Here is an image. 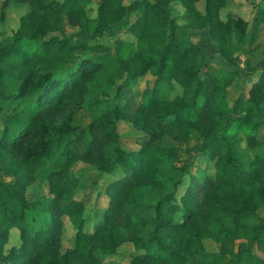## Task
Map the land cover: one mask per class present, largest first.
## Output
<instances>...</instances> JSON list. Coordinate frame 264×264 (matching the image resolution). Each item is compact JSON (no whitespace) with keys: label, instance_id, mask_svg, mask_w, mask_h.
<instances>
[{"label":"trees","instance_id":"1","mask_svg":"<svg viewBox=\"0 0 264 264\" xmlns=\"http://www.w3.org/2000/svg\"><path fill=\"white\" fill-rule=\"evenodd\" d=\"M13 1L29 10L0 44V264H264V67L246 74L256 76L237 111L214 108L240 74L213 63L200 41H181L171 16L180 2L186 25L206 29L233 63L223 44L232 31L248 34L249 21L224 12L231 0H97L93 17L87 0ZM135 11L124 23L134 40L100 39ZM260 11L252 49L262 45ZM106 69L102 95L89 99ZM122 124L142 133L137 147L121 144ZM171 133L174 143L159 142ZM77 161L105 177L94 222L70 170ZM36 181L48 190L30 198ZM123 244L126 263L113 257Z\"/></svg>","mask_w":264,"mask_h":264},{"label":"rangeland","instance_id":"2","mask_svg":"<svg viewBox=\"0 0 264 264\" xmlns=\"http://www.w3.org/2000/svg\"><path fill=\"white\" fill-rule=\"evenodd\" d=\"M2 1L3 0H0V6L2 4ZM131 1L135 0H125V2ZM84 2L85 9L88 15L92 17L95 16L97 0H87ZM203 3L204 0H197V4L200 8L203 7ZM263 7L264 0H231L230 5L224 10L225 13L232 11L233 13L240 14L249 21L248 34L242 35L238 31H232L227 42L223 44L227 54L232 56L234 60L233 63H231L226 58H224L220 51L216 49L217 45L209 38L206 29H195L190 28L186 25V20L182 17L184 7L180 2L175 1L171 4V16L175 18L174 21L176 23L175 35H177L178 38L184 42H186L188 39L194 42L200 41L207 46L213 63L216 62L225 70H237L240 74V78L234 81L233 84L228 86L227 95L213 103V107L216 109L231 113L232 111H237V108H240L242 105H244L245 102L241 99L247 96V89L256 76L254 73L250 78H247L246 74H250L254 69L264 67V53L261 52V47L264 46V34L261 35L260 39L257 40V42L260 41L262 43V45L258 43L257 49H252V46L249 43V38L255 28V24L261 12L260 10ZM28 10L29 4L26 2H16L13 0H9L7 2L4 8V19L0 22V44H3L11 39L12 33L19 25L20 16ZM137 14L138 11L128 13L119 24L111 27L100 39L108 44H111L112 41L117 37L134 40V38L126 31V26L124 23H129L134 20ZM261 28L262 27L259 28L260 31ZM65 30L66 32H69V27L67 25H65ZM89 38H91L92 40H96L95 38L93 39L92 36H90ZM110 71L111 69L103 70L99 80L91 84L88 96L89 99H94L102 95L104 76ZM150 78L151 76L147 75L145 78L139 81L138 85L140 87H143L146 83V80ZM124 79L125 76L118 81L120 82ZM180 91L181 90L179 86H176L171 95L180 93ZM119 131L122 135L120 142L125 148L132 149L137 147L138 144L136 143L135 138L142 134L140 131L125 124L119 126ZM261 131H264V127H261ZM175 141L176 139L173 133L166 134L159 140V142L162 144H172ZM185 143L186 142L182 141L181 145ZM239 145L240 148L249 155H252L256 151L255 149L248 148L245 144V140L242 137L240 139ZM200 168H203V166H201ZM192 169L195 172H198V167H194ZM211 169L212 164L211 162H209L204 172H208ZM70 170L80 177L77 195L79 198H82L86 201L85 213L88 217H91L92 221L90 222H94V219H98L99 217L96 211L93 212L94 208L96 207L100 210V208L104 206L105 203V197H103L102 194L105 185V177L103 175H100L97 171L93 170V167L90 166V164H87L83 161L75 162L70 166ZM47 190L48 188L46 183L36 181L29 188L28 197L37 198L43 193H46ZM94 213L97 215H95ZM257 213L260 216H264V205L258 208ZM37 214L44 215L42 212H37ZM254 221L255 219H252L250 222ZM65 230L66 243H68V241L72 242L73 233L72 230L69 229V222L67 220H65ZM16 235L17 230L13 229L11 231L10 239L7 244L8 246L11 243L17 241ZM239 242H242V240H238V243ZM205 246L209 250H214L217 247V245L210 240H205ZM130 250L131 248L128 244H123L119 248L118 253L113 257L121 260L123 263H126ZM108 258H106V260H108ZM228 262L229 259H225L217 264H228Z\"/></svg>","mask_w":264,"mask_h":264},{"label":"crops","instance_id":"3","mask_svg":"<svg viewBox=\"0 0 264 264\" xmlns=\"http://www.w3.org/2000/svg\"><path fill=\"white\" fill-rule=\"evenodd\" d=\"M263 34H264V31L263 30L259 31V35L260 36L263 35Z\"/></svg>","mask_w":264,"mask_h":264}]
</instances>
